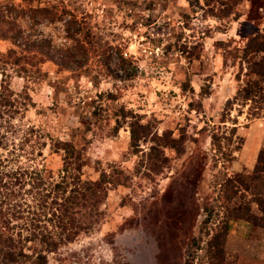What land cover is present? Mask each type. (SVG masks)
Segmentation results:
<instances>
[{"label":"rangeland","instance_id":"rangeland-1","mask_svg":"<svg viewBox=\"0 0 264 264\" xmlns=\"http://www.w3.org/2000/svg\"><path fill=\"white\" fill-rule=\"evenodd\" d=\"M6 2L50 9L54 18L24 14L18 24L54 50L74 52L79 27L100 48L75 58L82 70L44 61L23 77L7 68L14 95L0 111L2 158L50 181L72 145L84 179L122 172L98 222L46 251L47 264H187L189 255L209 264L225 223L247 237L240 248L224 241L221 263L264 264V208L237 180L253 175L264 148V0ZM8 46L0 40V51Z\"/></svg>","mask_w":264,"mask_h":264},{"label":"trees","instance_id":"trees-1","mask_svg":"<svg viewBox=\"0 0 264 264\" xmlns=\"http://www.w3.org/2000/svg\"><path fill=\"white\" fill-rule=\"evenodd\" d=\"M43 11L54 18L52 11L47 8L30 5L19 7L11 2L0 4V40L9 43L5 51H0V111H8L13 106L11 98L14 92L9 87L8 79L11 75L7 71L8 67L23 77L39 74V64L44 61H51L61 69L82 70V62L75 58L84 57L90 50L97 52L100 48L99 43L91 42V31L83 30L82 27L75 30L78 35L74 52L68 49L54 50L49 41H38L36 37L24 34L18 18L29 14L34 21V16ZM260 94L264 96V92ZM25 96L28 94L25 93ZM131 138L132 142L138 138L134 130H131ZM211 139L213 145L220 146L216 134H212ZM2 145L0 136V148ZM63 149L65 154L62 167L57 179L50 181L43 177L42 168L21 165L12 167L0 153V263L47 264L46 251H54L59 245L74 240L81 231L91 230L98 222L101 215L99 206L107 196V185L122 183V172L119 169L111 174L101 171L95 180L84 179L77 150L72 145H65ZM237 180L257 196V203L264 208V148L259 152L253 175L248 179L238 177ZM23 191L31 197V205L26 203ZM229 193L227 200L230 199ZM204 209L209 210L211 215L207 205ZM228 214L244 217L251 223L259 219L249 208L244 211L232 208ZM42 216L46 217L50 228L42 222ZM18 220H22L21 223ZM228 229L229 224L225 223L209 242V264H222L217 256L223 251ZM186 262L192 263V255L186 258Z\"/></svg>","mask_w":264,"mask_h":264},{"label":"crops","instance_id":"crops-1","mask_svg":"<svg viewBox=\"0 0 264 264\" xmlns=\"http://www.w3.org/2000/svg\"><path fill=\"white\" fill-rule=\"evenodd\" d=\"M236 224H238V223H236ZM236 226H235V228H231V230H229V232L227 233L225 243L227 245H230L229 241H234V243L233 242H230V243H232L235 246V248H237V247L240 248L241 244H243V240L245 241L247 234H245L246 231H244V230L239 233V231H237ZM241 226L243 228L245 225L242 224ZM243 229L247 230L246 227H244Z\"/></svg>","mask_w":264,"mask_h":264}]
</instances>
